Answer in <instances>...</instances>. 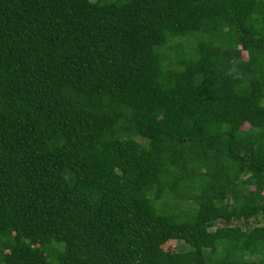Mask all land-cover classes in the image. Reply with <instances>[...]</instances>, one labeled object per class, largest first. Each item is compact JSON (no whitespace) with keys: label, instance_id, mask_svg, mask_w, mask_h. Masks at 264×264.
I'll use <instances>...</instances> for the list:
<instances>
[{"label":"trees","instance_id":"1","mask_svg":"<svg viewBox=\"0 0 264 264\" xmlns=\"http://www.w3.org/2000/svg\"><path fill=\"white\" fill-rule=\"evenodd\" d=\"M263 101L264 0H0V264H264Z\"/></svg>","mask_w":264,"mask_h":264},{"label":"rangeland","instance_id":"2","mask_svg":"<svg viewBox=\"0 0 264 264\" xmlns=\"http://www.w3.org/2000/svg\"><path fill=\"white\" fill-rule=\"evenodd\" d=\"M263 104H264V101H263ZM254 224H256V223H254ZM180 247H181V243H173L172 245H171V248L173 249V250H178V249H180Z\"/></svg>","mask_w":264,"mask_h":264}]
</instances>
